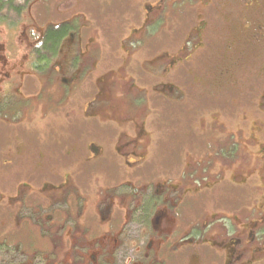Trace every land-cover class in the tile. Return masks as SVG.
<instances>
[{
  "label": "flooded vegetation",
  "instance_id": "flooded-vegetation-1",
  "mask_svg": "<svg viewBox=\"0 0 264 264\" xmlns=\"http://www.w3.org/2000/svg\"><path fill=\"white\" fill-rule=\"evenodd\" d=\"M58 4L64 17L55 35L50 22L43 31L36 30L38 22L22 29L33 62L47 42L51 48L57 43L50 63L41 61L37 70L30 61L28 92L14 93L9 83L4 98L13 121L36 113L44 123L60 122L63 131L47 151L10 150L0 171V214L6 213L8 234L30 224L48 239L63 236L70 248L50 252L60 257L57 264H78L89 252L91 264H264V92L259 99L247 92L242 103L230 97L245 86L231 64H255L249 54L264 52V0ZM67 7L69 14L62 13ZM242 107L248 113H234ZM156 115L168 124L172 142H191L187 160L204 157L194 177L204 186L185 192L187 201L230 191L224 210L175 202L167 184L153 189L154 183H142L156 154ZM212 142L229 159L207 150ZM251 160L253 172L237 173Z\"/></svg>",
  "mask_w": 264,
  "mask_h": 264
},
{
  "label": "rangeland",
  "instance_id": "rangeland-1",
  "mask_svg": "<svg viewBox=\"0 0 264 264\" xmlns=\"http://www.w3.org/2000/svg\"><path fill=\"white\" fill-rule=\"evenodd\" d=\"M58 1L59 0L38 1L34 6L33 11L31 13L25 11L23 17L10 12H4L0 15V20H5V23H0V81L4 79L3 83L0 84V171L3 170V167L6 164H8L10 150H14V147H31L32 149L41 148L47 151L53 148V143L58 141L63 133L60 122H57L56 124L50 119L44 123L36 113H33L31 116H26L24 114L18 121H13L12 117L9 116L10 114L7 111L8 107L5 106L4 102V98H6V95L10 92L8 88V86L10 87L9 83L15 84L11 90L14 93H17V89L19 92H28V88H25L24 86V83L27 81V78L25 77L28 74L25 70H28L27 66L30 64V61L33 62V53H31L29 49L26 38L22 36V29H24L26 25L28 26L35 22H38V24L35 25L36 30L41 29L42 31L48 22L53 26H55V24L57 25V23L64 17L63 14H60L59 11H57L60 5L58 4ZM62 7H65V5ZM70 10L71 8L67 7L61 12L69 14ZM16 23L19 24L15 25ZM10 30L14 31L15 34L10 32ZM8 31L12 33L11 37H9ZM9 39L11 41L10 43L8 41ZM12 43H14L15 46L14 44L12 45ZM249 55L254 59L255 64H231L234 66V71L238 70L237 72L239 74L236 77L237 80L240 75L239 78L242 77L243 84L245 85L242 86L239 91L231 92V99L239 103L246 102L243 98H245V93L247 92L252 93V96L255 99H259V93L264 92V80L258 78L262 76L264 77V52H254ZM244 65L246 67H243ZM15 66L20 68L19 70H15L16 73L14 72ZM20 73H23L22 78H20ZM233 73L235 72H231V74ZM12 75L15 77V82L10 81ZM232 81H235V78H233ZM27 96L28 95H26V97ZM32 99H36V96H33ZM30 104L35 105L33 101L32 103L30 102ZM202 111L204 115L207 114L204 109H202ZM245 111L248 113V110L242 107L237 108L234 113L238 114ZM153 120L155 122V124H153L155 136L157 134V143L155 145L156 154L154 153L153 155L152 167L150 170L147 171L145 169L143 171L144 173L148 172L146 173L148 176L142 178L141 181L143 184L154 183L155 187L153 189H156L158 184H167L168 189L171 190V192L169 190L166 192L168 195L167 197L172 198L175 202L182 200L187 201L188 197H186L185 192L187 193L195 188L202 189L204 186L205 182L203 183L202 180L197 179L199 176L194 178L201 172L200 169L203 165L204 157L197 153L194 155L193 159L187 160L186 153L193 150L190 147L191 142L187 143L184 139H179L180 144L176 141L172 142L168 138V124H162L159 115H156ZM225 123L227 125V122ZM226 143H228L227 140L224 144L226 145ZM197 147H204V144L197 145ZM205 147L207 150L211 149L212 153H216V156L229 159L227 156L220 153L217 143L212 142L208 145L206 144ZM225 148L229 149L228 146H225ZM151 153H153V151H151ZM170 153L175 154L170 156ZM232 157L234 158V155ZM194 160L195 166L192 167L188 173L182 172L188 168L187 164L192 163ZM217 161L219 162V160ZM219 168L224 170L228 169V166L221 163L219 164ZM254 170V163L251 160L250 165L243 169H238L237 173L242 171L244 174H249ZM210 176H213V174L211 173L210 175H207V177ZM211 178L214 179L213 177ZM2 182L4 181L0 180V183ZM215 182H219V180H209L206 183ZM177 188L179 190H177ZM218 188L222 189L219 186ZM148 190L149 188H147V191ZM228 193H230V191L224 192L216 190L211 197L206 196L203 198L196 196L192 198L191 196L189 200L190 202L187 201L186 203L191 206L197 205L196 207L205 206L207 211L211 212L224 210L225 206L228 207L224 195ZM2 195V192H0V202H2ZM28 215L27 212L26 216ZM7 224L6 213L3 211V214H0V264H57L60 257H54V255H56L58 251L61 254L63 253L62 251L65 252L66 249L70 248V244L63 239V236L58 237L59 239L57 240L48 239L43 235L41 229L37 226H31L30 224L27 225L25 231L21 234H14L12 232L11 234H8ZM69 232L70 230H68L66 234ZM44 234L46 235L47 232H44ZM80 245L86 244H79V246ZM10 246L14 247L12 251L7 248ZM92 249H94V247L90 244L89 250L92 251ZM45 253H48L49 255H44ZM92 253L89 252L86 255L81 256V258L77 260V263L91 264ZM39 254H41V256ZM82 254H84V252H82ZM63 257L70 258V256L66 254H64ZM116 260L117 259H115V261ZM66 263L67 262L63 261V264Z\"/></svg>",
  "mask_w": 264,
  "mask_h": 264
},
{
  "label": "trees",
  "instance_id": "trees-1",
  "mask_svg": "<svg viewBox=\"0 0 264 264\" xmlns=\"http://www.w3.org/2000/svg\"><path fill=\"white\" fill-rule=\"evenodd\" d=\"M31 1L33 0H0V15L3 14L4 12L7 13L10 12V13L22 15V13L25 11L26 5ZM0 23H5V20L3 19L0 20ZM60 28L61 27L50 26L48 28L49 33H53L55 35L54 32L56 31V29H60ZM56 38L59 39V34H57ZM52 39H54V36L50 38L51 41ZM51 44H52L51 42H47L44 46H42L39 49V52L37 54V59H35L33 62L37 70L39 69V63L41 61L45 60L46 64H49L50 58H48V56L50 55L54 56L57 48V43H55V45H53L52 48L50 47Z\"/></svg>",
  "mask_w": 264,
  "mask_h": 264
}]
</instances>
